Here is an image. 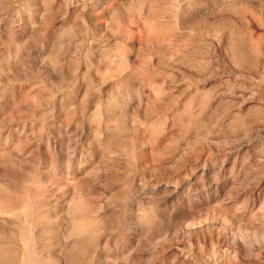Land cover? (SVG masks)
I'll return each mask as SVG.
<instances>
[{
	"label": "rangeland",
	"instance_id": "1",
	"mask_svg": "<svg viewBox=\"0 0 264 264\" xmlns=\"http://www.w3.org/2000/svg\"><path fill=\"white\" fill-rule=\"evenodd\" d=\"M0 264H264V0H0Z\"/></svg>",
	"mask_w": 264,
	"mask_h": 264
}]
</instances>
